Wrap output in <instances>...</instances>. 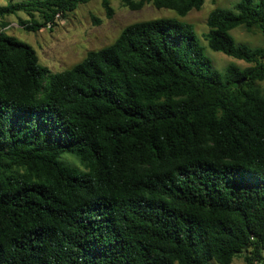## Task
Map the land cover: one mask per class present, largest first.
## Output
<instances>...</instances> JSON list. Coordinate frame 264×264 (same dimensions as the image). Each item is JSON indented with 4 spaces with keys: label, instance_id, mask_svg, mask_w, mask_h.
Here are the masks:
<instances>
[{
    "label": "trees",
    "instance_id": "16d2710c",
    "mask_svg": "<svg viewBox=\"0 0 264 264\" xmlns=\"http://www.w3.org/2000/svg\"><path fill=\"white\" fill-rule=\"evenodd\" d=\"M89 1L0 7V264L264 263V47L230 34L264 36V0L206 19L207 47L243 69H214L176 19L130 24L56 74L4 33L16 12L35 33ZM118 1L182 18L205 2Z\"/></svg>",
    "mask_w": 264,
    "mask_h": 264
},
{
    "label": "rangeland",
    "instance_id": "374dc122",
    "mask_svg": "<svg viewBox=\"0 0 264 264\" xmlns=\"http://www.w3.org/2000/svg\"><path fill=\"white\" fill-rule=\"evenodd\" d=\"M26 1L29 0H0V7L9 3ZM101 1L90 0L85 5H79L73 13L67 14L63 19H58L56 26L51 30L44 28L35 33H27L20 28L18 20L28 21L30 18L22 12H16L2 20L7 24L4 33L30 45L35 50L39 63L48 68L50 73L56 74L81 62L89 51L99 50L111 44L130 24L156 19H176L193 26L198 42L204 48V53L211 60L214 69L222 71L229 65H235L240 69L248 66L242 61L213 52L207 47L204 39L208 31L206 25L208 14L215 8L231 10L238 0H205L199 11L192 10L184 18L168 9H155L151 4L137 11L131 10L118 0H108L113 12L108 18L101 6ZM34 19L38 20L37 15ZM230 34L237 44L251 48L264 47V36L259 33H249L244 28H237ZM260 85L263 86L264 83ZM59 161L81 168L79 163L68 154L62 155ZM209 264L215 263L210 262ZM232 264L245 263L241 257L235 258Z\"/></svg>",
    "mask_w": 264,
    "mask_h": 264
},
{
    "label": "built area",
    "instance_id": "2783aa9c",
    "mask_svg": "<svg viewBox=\"0 0 264 264\" xmlns=\"http://www.w3.org/2000/svg\"><path fill=\"white\" fill-rule=\"evenodd\" d=\"M61 17L59 16V14H57L55 16V22H57L58 19H60ZM254 264H264L263 262H255Z\"/></svg>",
    "mask_w": 264,
    "mask_h": 264
},
{
    "label": "water",
    "instance_id": "95a60500",
    "mask_svg": "<svg viewBox=\"0 0 264 264\" xmlns=\"http://www.w3.org/2000/svg\"><path fill=\"white\" fill-rule=\"evenodd\" d=\"M241 82H242V81H240V82H236V84L239 85Z\"/></svg>",
    "mask_w": 264,
    "mask_h": 264
}]
</instances>
